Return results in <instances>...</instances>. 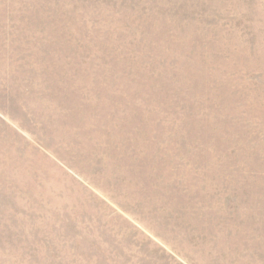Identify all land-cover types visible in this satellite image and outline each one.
I'll use <instances>...</instances> for the list:
<instances>
[{
	"label": "rangeland",
	"instance_id": "obj_1",
	"mask_svg": "<svg viewBox=\"0 0 264 264\" xmlns=\"http://www.w3.org/2000/svg\"><path fill=\"white\" fill-rule=\"evenodd\" d=\"M0 264H264V0H0Z\"/></svg>",
	"mask_w": 264,
	"mask_h": 264
}]
</instances>
